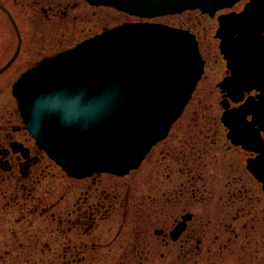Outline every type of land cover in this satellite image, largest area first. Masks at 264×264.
<instances>
[{
  "label": "flooded vegetation",
  "instance_id": "af4514ba",
  "mask_svg": "<svg viewBox=\"0 0 264 264\" xmlns=\"http://www.w3.org/2000/svg\"><path fill=\"white\" fill-rule=\"evenodd\" d=\"M84 1L24 0L22 4L31 12L30 26L25 27L19 19L18 0H0V48L2 51L8 46L11 52L6 61L0 52V264H264V22L257 26L256 41L237 49L242 59L236 67L243 77L235 99L220 86L231 78L232 71L220 51L221 40L215 38L224 64L217 84L219 124L198 116L183 119L185 137L167 148L171 156L167 171L171 174L166 176L167 183L163 175L157 178L166 189L159 198L146 204L135 201L132 204L137 206L129 207L132 211L105 218L109 209L103 214L101 211L107 197L88 196L89 191L82 188L71 196L53 197L44 188L41 196L34 195L44 171L36 154L42 158L45 154L31 137L33 148L18 137L20 132H28L18 110L9 109L1 98L8 84L3 76L21 58L24 48L27 51L23 57L32 52L45 56L51 46L52 29L76 22L84 15V5L109 9L126 19L114 26L107 23L101 32L76 44L123 24L144 22ZM249 2L208 17L216 20L215 33L219 16L240 14ZM182 15L152 22L165 20L167 23L162 24L184 29L185 25L176 20ZM65 35L60 32L57 36L62 39ZM32 40L38 42V48ZM51 56L29 61L10 85L11 95L14 83L24 72ZM223 106L241 114L235 141L222 121ZM220 142L225 150L218 147ZM129 200L127 197L122 204L127 205Z\"/></svg>",
  "mask_w": 264,
  "mask_h": 264
},
{
  "label": "water",
  "instance_id": "95a60500",
  "mask_svg": "<svg viewBox=\"0 0 264 264\" xmlns=\"http://www.w3.org/2000/svg\"><path fill=\"white\" fill-rule=\"evenodd\" d=\"M88 1L152 18L196 9L213 15L241 0ZM227 20L230 48L223 53L235 67L242 59L239 45L256 41L264 0H251L243 14ZM203 68L197 43L188 33L159 25H125L30 70L13 93L36 144L69 176H124L165 139ZM235 73L230 96L239 93L243 77L239 70ZM224 122L231 127L236 113L225 115Z\"/></svg>",
  "mask_w": 264,
  "mask_h": 264
},
{
  "label": "rangeland",
  "instance_id": "374dc122",
  "mask_svg": "<svg viewBox=\"0 0 264 264\" xmlns=\"http://www.w3.org/2000/svg\"><path fill=\"white\" fill-rule=\"evenodd\" d=\"M74 1L82 2L84 0ZM22 2H24V0H18L19 19L25 27H29L30 24L28 20L31 17V12L25 4H22ZM81 9H83L82 11L84 15H81V18H78L76 22H72L68 25H60L57 28L52 29L50 37L51 46L47 49L48 52L45 53L46 55L44 54L45 56H39V54H35L36 52H32L30 53L31 55L29 54L23 57V54L25 55L27 51L24 48L22 56L20 55L21 58L11 66L6 72L7 74L5 73L6 75H4L3 78L7 77L8 84L4 92L1 93V98H3V101L8 105L9 109L13 110L16 108L17 110L16 101L11 95L10 85L17 78V75L30 65L28 64L29 61L37 62L45 59L47 56L69 49L77 42H80L90 35L101 32V27L106 26L107 23H114L111 25L114 26L126 19L122 18L121 14L109 9H98L88 5H84ZM176 18L178 23L184 24L186 28L190 29L191 33L195 34L200 54L205 61V67L204 74L197 84L191 101L186 106L181 118L173 125L167 139L164 140L166 143L162 144L164 141L158 143L151 150L138 170L131 171L124 177L112 176V178L115 177L114 180L110 177L111 175L101 174L94 175L83 181H72V179L66 177L59 167L56 166L47 156L44 155L45 157L42 158L41 155L36 154L39 158L40 169L44 171L42 178L36 182L34 195L41 196L40 192H42V189L44 188L46 190L49 189L50 196L53 197L71 196V194L82 188L83 191H89L90 194L87 193L88 196L107 197L108 200L106 203H108L105 205V209H102L101 213L103 214V212L105 213V211L109 209L104 217L114 218L118 217L119 214L126 213V210L129 209V207L132 208L137 206V204H132L133 202L136 201L138 203L146 204L151 199L159 198L162 193L166 192L164 182L167 183L166 176L171 174L167 171L171 165V156H168L170 153L167 148H169V145L172 143H174L173 145H177L181 142V139L185 137L186 131L182 125V122L184 121L183 119L198 116L204 118L206 121L209 118L208 122H212V119H214V122H216L217 125L219 124L221 110L219 108L220 92L217 88V84L220 81V77L224 70V64L217 47L218 42L215 40L216 20L209 19L205 15L196 11L187 14L185 13L180 16V18ZM155 22L167 23L165 20H156ZM31 27L33 29L35 28V26L32 25ZM56 31H58V33H56ZM60 32L66 33L65 37L62 39L59 38L61 35H59V37L57 36ZM37 37L38 35L35 36L36 40ZM31 43L35 45V48H38V46H36L39 45L38 42L32 40ZM0 52L3 53L4 61H6L11 55V52L8 51V46H4L2 51L0 48ZM7 65H9V63L6 64V66ZM218 129L220 134H224V131L221 130L220 127H218ZM18 137L21 141L26 142V145L29 148H33L32 143H30V136L27 135L26 132H20ZM218 147L221 149L225 148L221 142L218 143ZM171 154L173 155L174 152H171ZM223 164L227 165L228 162L224 161ZM233 167L235 168L234 164ZM161 170H165V172L161 174ZM162 175L164 180L163 184L157 179ZM100 181L105 182L106 186H109V188H104L103 183L100 184ZM93 182H96L95 185ZM59 186L61 187L59 188ZM89 187H91V190H89ZM40 188L41 190L36 193V190ZM63 188L67 190H64ZM82 195L86 196L84 192ZM127 197L130 199L129 203L123 205L122 203H125ZM109 203L110 205L112 204L111 208L108 206ZM130 211L132 210L129 209L128 212Z\"/></svg>",
  "mask_w": 264,
  "mask_h": 264
}]
</instances>
